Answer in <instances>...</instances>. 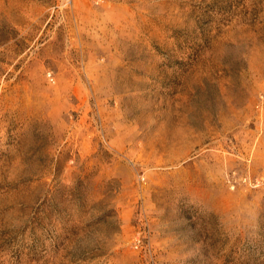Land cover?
<instances>
[{"label": "rangeland", "instance_id": "obj_1", "mask_svg": "<svg viewBox=\"0 0 264 264\" xmlns=\"http://www.w3.org/2000/svg\"><path fill=\"white\" fill-rule=\"evenodd\" d=\"M0 264H264V0H0Z\"/></svg>", "mask_w": 264, "mask_h": 264}]
</instances>
